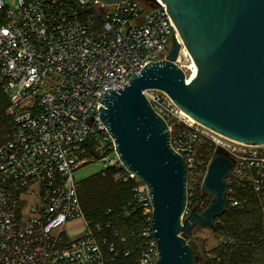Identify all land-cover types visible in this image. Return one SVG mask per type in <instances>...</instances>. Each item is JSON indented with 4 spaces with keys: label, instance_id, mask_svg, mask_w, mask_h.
<instances>
[{
    "label": "built area",
    "instance_id": "2783aa9c",
    "mask_svg": "<svg viewBox=\"0 0 264 264\" xmlns=\"http://www.w3.org/2000/svg\"><path fill=\"white\" fill-rule=\"evenodd\" d=\"M13 1L0 0V90L9 98L12 120L0 145V264H156L147 187L124 169L99 109L110 89L167 59L173 31L179 34L166 4ZM100 14L102 25L95 30ZM145 96L168 123L171 146L187 166L185 217L196 206L199 213L208 208L205 201L192 205L215 155L209 154L212 146L234 162L228 206L243 207L247 199L239 200L237 190L248 188L264 203V145L231 147L232 141L185 117L165 92L148 90ZM96 159L108 169L123 168L116 179L136 181L133 197L146 222L132 234L139 245L127 247L126 238L110 232L111 224L93 225L84 213L74 173ZM77 221L80 230L67 228Z\"/></svg>",
    "mask_w": 264,
    "mask_h": 264
},
{
    "label": "water",
    "instance_id": "95a60500",
    "mask_svg": "<svg viewBox=\"0 0 264 264\" xmlns=\"http://www.w3.org/2000/svg\"><path fill=\"white\" fill-rule=\"evenodd\" d=\"M98 1L110 5L125 0ZM152 1L166 4L197 71L188 81L177 65L182 45L173 31L167 59L149 64L117 91L110 89L99 117L124 169L147 187L159 252L156 264H197L187 237L198 226L212 229L224 214L234 162L222 151L215 153L202 184L213 202L203 213L196 206L185 217L187 166L171 146L168 123L145 92H165L196 122L232 142L264 145V0ZM101 25L100 14L93 28Z\"/></svg>",
    "mask_w": 264,
    "mask_h": 264
},
{
    "label": "trees",
    "instance_id": "16d2710c",
    "mask_svg": "<svg viewBox=\"0 0 264 264\" xmlns=\"http://www.w3.org/2000/svg\"><path fill=\"white\" fill-rule=\"evenodd\" d=\"M10 105L9 98L0 90V145L7 139L12 120L7 116L6 110ZM176 127L175 130H178ZM208 146L207 148H209ZM206 149L203 151L206 152ZM219 152L214 146L210 147L209 154ZM124 169L109 168L96 174L80 184H77L83 211L93 225L111 224L110 232L117 231L121 237L126 238L127 247L139 245V240L132 234L138 233L145 225L143 209L134 199L135 180L123 181L115 176ZM201 182V179H200ZM237 198L242 202L247 199L243 207L229 205L224 214L215 220L213 232L223 237V243L216 252V257L207 259L202 264H252L255 252L262 248L264 251V203L260 204L253 195L251 188L248 191L237 190ZM205 201L207 208L213 202L201 191L200 183L193 195V205ZM246 213H260L261 221L245 226L243 216ZM188 239V238H187Z\"/></svg>",
    "mask_w": 264,
    "mask_h": 264
},
{
    "label": "rangeland",
    "instance_id": "374dc122",
    "mask_svg": "<svg viewBox=\"0 0 264 264\" xmlns=\"http://www.w3.org/2000/svg\"><path fill=\"white\" fill-rule=\"evenodd\" d=\"M8 2L9 4H14L13 0H4ZM181 55V54H180ZM190 56L187 53H184L182 58L180 59V67L185 72L186 76L190 73ZM228 145L231 147H239L240 145L238 143L233 142H227ZM219 151L224 152L223 149H219ZM114 153L109 154V159H112L114 157ZM108 168L106 167L105 163L101 159H96L91 163H88L84 166H81L78 168L74 173L75 182L77 184H80L82 181L96 175L99 173L104 172ZM264 213V210H263ZM263 219V215L260 213H246L245 216H243V222L245 226H250L255 224L256 222L261 221ZM82 223L80 221H77L71 225H69L67 228L71 231H78L82 228ZM188 241L192 244V246L195 249L196 258H197V264H202L207 259H213L216 257V252L219 249V247L223 243V237H220L218 234H215L212 229H205L203 227H196L190 232V234L187 237ZM252 264H264V251L262 248H259L255 252V259Z\"/></svg>",
    "mask_w": 264,
    "mask_h": 264
},
{
    "label": "bare ground",
    "instance_id": "6f19581e",
    "mask_svg": "<svg viewBox=\"0 0 264 264\" xmlns=\"http://www.w3.org/2000/svg\"><path fill=\"white\" fill-rule=\"evenodd\" d=\"M179 39H180V43H182V39H181L180 36H179ZM184 53H187V54H188L187 50L183 47V50H182V52H181V55L179 56V60L182 58V56L184 55ZM189 60H190V59H189ZM180 62H181V61H180ZM189 69H190V73H189V75L186 76V78H187L188 81H190V80L194 77V75H195V73H196V71H197V67H196V65L194 64V62H193L192 59L190 60V66H189ZM183 114L185 115V117H187V118L190 119L191 121H195L191 116H189L188 114H186L184 111H183ZM195 122H196V121H195Z\"/></svg>",
    "mask_w": 264,
    "mask_h": 264
}]
</instances>
